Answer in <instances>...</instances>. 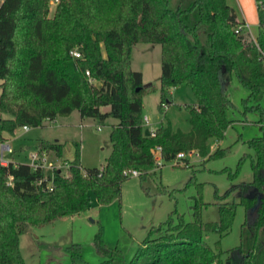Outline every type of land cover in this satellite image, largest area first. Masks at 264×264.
<instances>
[{"label": "trees", "instance_id": "obj_1", "mask_svg": "<svg viewBox=\"0 0 264 264\" xmlns=\"http://www.w3.org/2000/svg\"><path fill=\"white\" fill-rule=\"evenodd\" d=\"M255 1L258 32L252 38L236 31L244 23L226 0H59L52 17L46 14L48 0H1L0 142L19 127H38L74 110L81 117L117 122L100 168L83 169L78 146L65 174L24 162L0 165V264H26L19 241L27 227L87 211L92 194L99 204L119 198L122 182L131 176L126 172H143L141 179L155 174L163 163L155 164L154 148L160 147L165 162L181 151L205 156L209 139H222L235 121L228 117L234 104L226 90L234 78L248 92L243 112L257 111L261 129L260 136L245 141L253 153L241 157L235 171L225 170L231 180L241 163L250 161L251 180L223 195L237 191L238 201L219 203L218 219L205 222L207 204L199 191L191 205L193 219L172 212L149 229L131 260L99 238L96 249L104 257L99 264H264V0ZM136 43L160 45V108L168 102V88L191 89L195 102L184 105L188 131L167 122L145 133L143 95L152 86L145 87L141 72L131 68ZM75 49L81 57L71 55ZM36 149L60 156L62 145L39 140ZM224 152L216 149L211 156ZM254 189L258 193L248 197ZM238 205L246 210L239 244L225 250L219 241L209 245L204 233L226 235ZM69 249L73 264H89L78 246Z\"/></svg>", "mask_w": 264, "mask_h": 264}, {"label": "rangeland", "instance_id": "obj_2", "mask_svg": "<svg viewBox=\"0 0 264 264\" xmlns=\"http://www.w3.org/2000/svg\"><path fill=\"white\" fill-rule=\"evenodd\" d=\"M226 2L234 10L240 11L238 0H226ZM55 9L56 6H52L48 0L47 17H52ZM238 19L242 22L241 18ZM244 32L254 38L258 28L252 25L250 30L245 28ZM160 53L159 44L136 43L132 47L131 68L141 72L144 84L150 83L152 86L151 90L143 95V116H147L149 120L145 128L151 130L170 122L174 129L188 131L189 112L184 105L195 102L189 87L168 88L165 96L170 104L166 102L167 108H160ZM226 90L234 104V107L228 111V117L235 121L226 129L222 139H209L205 156L188 157L186 163L178 165L173 164L172 160L163 161L161 168L156 169L155 174L145 179L139 177L143 173L140 171L137 176L126 178L121 185L120 197L109 203L99 204L92 194L90 208L87 211L72 216H62L47 225L27 227L19 241L25 263L73 264L69 247L76 245L83 261L99 264L104 257L97 252V238L105 246L119 249L129 261L147 237L149 229L163 224L172 212L182 215L185 221H191L193 197L197 196L199 191L202 200L207 204L202 209V220L205 222L217 220L219 203L239 199L237 191L223 197L225 192L252 178L248 158L241 163L235 178L230 180L225 170L235 171L239 159L253 153L245 141L261 135L257 123L259 113L243 112L242 99L246 98L247 90L236 78L226 85ZM260 105L264 108V97ZM107 109L108 106L102 107L103 111ZM1 116L8 117V115ZM115 122L117 120L112 117L104 121L81 117L78 111L74 110L67 116L45 120L41 126L30 127L28 131L19 127L16 130V138L11 142L15 151L12 156L18 161L29 162V154L27 155V150L23 148L29 146L30 153L36 150L39 140H47L60 143L62 151L60 156L52 151L46 152L45 170L59 169L65 174L75 156L76 146L79 147V158L83 169L100 168L105 164L111 151L109 134ZM216 149L225 152L211 156ZM245 218L244 206L238 205L230 231L222 237L215 232L204 233L205 241L212 247L219 241L224 250L237 246ZM173 219L177 221L176 215H173Z\"/></svg>", "mask_w": 264, "mask_h": 264}, {"label": "built area", "instance_id": "obj_3", "mask_svg": "<svg viewBox=\"0 0 264 264\" xmlns=\"http://www.w3.org/2000/svg\"><path fill=\"white\" fill-rule=\"evenodd\" d=\"M59 2V0H50V3L52 6H56L57 3ZM244 24H241L237 27L236 31H242L244 29ZM71 55L75 58L81 57V54L78 50H72L70 51ZM86 75L88 76V80L92 83L98 84V82L92 78V76L90 75L89 71H86ZM167 105L164 104V107H166ZM149 123L148 117L147 116H143V125H147ZM23 130H28L29 127L24 125L21 127ZM149 133L153 134L154 130L153 129H149ZM160 147H156L152 150L154 159H155V164L157 166H161L163 163L161 154H160ZM13 153V148L11 146V144H9L8 142L4 141V142H0V165L2 166H8V164L10 162L12 163H17V162H13L10 159H8L7 157L4 156V154H11ZM188 157H195L198 158L199 157V153L196 150H189L187 152L181 151L179 153H177L176 157L172 160L173 164H181V163H185L187 162ZM46 151L39 153L37 151V149L35 151H32L29 153V162H27V164L30 165L31 168L35 169L37 167L40 168H46L47 164H46ZM127 174H130L131 176H137L138 172L136 170H132L130 172H126ZM10 184V182H9Z\"/></svg>", "mask_w": 264, "mask_h": 264}, {"label": "crops", "instance_id": "obj_4", "mask_svg": "<svg viewBox=\"0 0 264 264\" xmlns=\"http://www.w3.org/2000/svg\"><path fill=\"white\" fill-rule=\"evenodd\" d=\"M238 2H239V6H240V11L234 10V13H235L237 19L241 18V20H242V22L244 23V26H245L244 29L248 28V30H250L252 25L255 26V27H258V15H257L256 1L255 0H238ZM249 13H251V14L249 15ZM168 104H170V103L168 102ZM192 104H194V102ZM167 106L165 107V109L167 108ZM114 124H116V122L113 123V125ZM29 129H30V127H29ZM28 130H26V131H28ZM9 136L6 135V134L4 135L5 141L8 142L9 144H11V142L16 138V131H15L13 136H10V138H9ZM23 149L27 150L26 154L28 155L29 151H30V147L29 146H25ZM14 152L15 151L13 149V153ZM13 153L4 154V156L7 157L8 159H10L13 162H17V163L18 162H22V161H18L16 159H14L13 156H12ZM28 158H29V156H28ZM27 162H28V160H27ZM27 162H24V163H27Z\"/></svg>", "mask_w": 264, "mask_h": 264}, {"label": "water", "instance_id": "obj_5", "mask_svg": "<svg viewBox=\"0 0 264 264\" xmlns=\"http://www.w3.org/2000/svg\"><path fill=\"white\" fill-rule=\"evenodd\" d=\"M150 83H147V84H144V86H149ZM145 133L148 134L149 133V130L148 129H145ZM258 193V190L257 189H254L252 191H250V193L248 194V197L252 198L254 197L256 194Z\"/></svg>", "mask_w": 264, "mask_h": 264}]
</instances>
